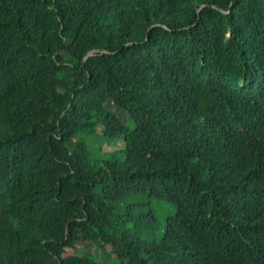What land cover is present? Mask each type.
<instances>
[{"label": "trees", "instance_id": "1", "mask_svg": "<svg viewBox=\"0 0 264 264\" xmlns=\"http://www.w3.org/2000/svg\"><path fill=\"white\" fill-rule=\"evenodd\" d=\"M0 264H264V0H0Z\"/></svg>", "mask_w": 264, "mask_h": 264}, {"label": "rangeland", "instance_id": "2", "mask_svg": "<svg viewBox=\"0 0 264 264\" xmlns=\"http://www.w3.org/2000/svg\"><path fill=\"white\" fill-rule=\"evenodd\" d=\"M120 145L117 146V148L119 147ZM106 148H108V146L106 145ZM132 200V199H131ZM152 204L155 208V211H156V214L157 216L160 218V219H164L165 217H167L168 215V210H167V207L168 206L166 203H164L163 201H157V200H152ZM93 248V247H92ZM83 248H80L79 250H81ZM94 249H96V247H94ZM82 251V250H81ZM69 252H79V253H83V252H80L76 249H70Z\"/></svg>", "mask_w": 264, "mask_h": 264}]
</instances>
